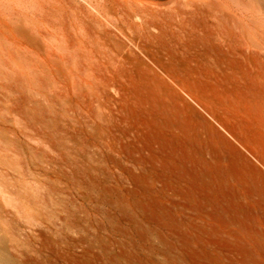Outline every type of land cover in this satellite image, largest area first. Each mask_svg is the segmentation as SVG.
<instances>
[{
	"label": "rangeland",
	"instance_id": "rangeland-1",
	"mask_svg": "<svg viewBox=\"0 0 264 264\" xmlns=\"http://www.w3.org/2000/svg\"><path fill=\"white\" fill-rule=\"evenodd\" d=\"M216 6L256 54L0 0V264H264V0Z\"/></svg>",
	"mask_w": 264,
	"mask_h": 264
},
{
	"label": "bare ground",
	"instance_id": "bare-ground-1",
	"mask_svg": "<svg viewBox=\"0 0 264 264\" xmlns=\"http://www.w3.org/2000/svg\"><path fill=\"white\" fill-rule=\"evenodd\" d=\"M95 1L99 3L101 9L103 8L104 12H106L109 15V17L112 16L116 18L118 22L125 24L127 28L132 29V31L135 30L134 33L136 34L135 36L137 37L136 39L141 38L142 35L143 36L146 35V38L148 34L152 36L154 32L153 31L151 32V30L156 29V31L159 32L161 31V33H163L164 36L165 34L167 35L171 34V36L176 41L179 40L178 41L180 43L179 48L186 47L187 46L186 43L193 38L195 40L197 38H203L206 44L207 43L211 44V42L214 41L218 42V44L224 46L226 50L232 54L233 57H245L247 55L257 53L255 49H252L249 44V41L252 40L256 41L254 35L248 33V35L246 36L243 33V36H241L242 34L240 29L241 20L239 16L234 15L235 18L233 19L232 29L226 28V23L225 24L223 23L224 10L216 6L218 0H163V1L95 0ZM133 18H136V21L133 20ZM111 19H112L111 17L110 19L108 18V20ZM115 22L117 21H114V23ZM123 26L124 25H122V27ZM133 28L135 29L133 30ZM168 30L169 33H166L165 31ZM127 36H129L127 38H130V35ZM242 38L246 40L245 43L247 45L246 49L243 48V43L241 41ZM130 41H132L131 38ZM176 43L177 42H175V44ZM263 60H264V55H263Z\"/></svg>",
	"mask_w": 264,
	"mask_h": 264
}]
</instances>
